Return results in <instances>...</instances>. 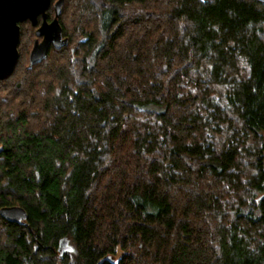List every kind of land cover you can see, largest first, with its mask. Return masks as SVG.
<instances>
[{"label": "trees", "instance_id": "trees-1", "mask_svg": "<svg viewBox=\"0 0 264 264\" xmlns=\"http://www.w3.org/2000/svg\"><path fill=\"white\" fill-rule=\"evenodd\" d=\"M60 23L33 68L22 24L0 81V210L28 213L0 215V264H264V3L65 0Z\"/></svg>", "mask_w": 264, "mask_h": 264}, {"label": "water", "instance_id": "water-1", "mask_svg": "<svg viewBox=\"0 0 264 264\" xmlns=\"http://www.w3.org/2000/svg\"><path fill=\"white\" fill-rule=\"evenodd\" d=\"M257 1L264 3V0ZM52 4L53 0H0V81L9 79L18 65L23 23L29 21L33 27H36L39 18H42L41 26L36 30L37 39L30 53V67L46 60L51 47L61 49L69 45V39L64 37V30L60 24L65 0L54 3L55 17L49 22L47 13ZM263 199L264 195L259 200ZM0 215L14 224H22L28 219L27 211L21 207L2 208ZM68 244L69 241L65 238L60 241L58 251L61 257L72 251Z\"/></svg>", "mask_w": 264, "mask_h": 264}, {"label": "rangeland", "instance_id": "rangeland-1", "mask_svg": "<svg viewBox=\"0 0 264 264\" xmlns=\"http://www.w3.org/2000/svg\"><path fill=\"white\" fill-rule=\"evenodd\" d=\"M57 1H58V0H57ZM57 1H56V2H57ZM52 8H53V7H52ZM48 11H49V10H48ZM53 11H54V9H53ZM53 15H54V16H53V18H54V17H55V12H54ZM53 18H52V19H53ZM27 22H29V21H27ZM41 22H42V18L40 17V18H39L38 26L33 27V26L31 25L33 28H35V29H34V34H35L36 39H37V36H36V30L41 26ZM25 23H26V22H25ZM29 23H30V22H29ZM23 24H24V23H23ZM30 24H31V23H30ZM60 24H61V23H60ZM21 26H22V25H21ZM21 32H22V28H21ZM64 37H66V36L64 35ZM66 38H68V37H66ZM36 39H35V41H36ZM68 39H69V38H68ZM40 40H42V39L40 38ZM20 42H21V39H20ZM34 43H35V42H34ZM19 45H20V44H19ZM33 46H34V44H33ZM33 46H32V49H33ZM68 47H69V45H68L67 47H63V48H68ZM52 48H53V49H56L55 47H51V50H52ZM63 48H61V49H56V50H62ZM32 49H31V51H32ZM51 50H50L49 54L51 53ZM19 52H20V51H19ZM30 53H31V52H30ZM20 57H21V55H20ZM20 57H19V60H20ZM48 57H49V56H48ZM29 58H30V54H29V57H28V61H29ZM47 59H48V58H47ZM47 59H46V60H47ZM44 61H45V60H44ZM18 63H19V62H18ZM35 66H36V65H35ZM16 68H17V67H16ZM29 68H33V67H30V66H29ZM12 76H13V75H12ZM12 76H11V77H12ZM11 77H10V78H11ZM7 80H8V79H7ZM5 81H6V80H5ZM68 247L72 250L70 253H72V252L75 251V247H74L71 243L68 244ZM68 253H69V252H68ZM120 256H122V253H121V252H118L117 258H120Z\"/></svg>", "mask_w": 264, "mask_h": 264}, {"label": "flooded vegetation", "instance_id": "flooded-vegetation-1", "mask_svg": "<svg viewBox=\"0 0 264 264\" xmlns=\"http://www.w3.org/2000/svg\"><path fill=\"white\" fill-rule=\"evenodd\" d=\"M55 3V2H54ZM54 3L52 4L51 7H53ZM54 9V8H53ZM48 14V13H47ZM54 19V18H53ZM53 19H48L49 22H51Z\"/></svg>", "mask_w": 264, "mask_h": 264}, {"label": "bare ground", "instance_id": "bare-ground-1", "mask_svg": "<svg viewBox=\"0 0 264 264\" xmlns=\"http://www.w3.org/2000/svg\"><path fill=\"white\" fill-rule=\"evenodd\" d=\"M52 51V50H51Z\"/></svg>", "mask_w": 264, "mask_h": 264}]
</instances>
